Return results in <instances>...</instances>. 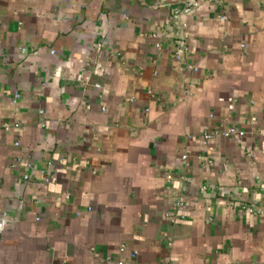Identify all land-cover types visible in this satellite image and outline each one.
Returning a JSON list of instances; mask_svg holds the SVG:
<instances>
[{"label":"crops","instance_id":"0c3cea01","mask_svg":"<svg viewBox=\"0 0 264 264\" xmlns=\"http://www.w3.org/2000/svg\"><path fill=\"white\" fill-rule=\"evenodd\" d=\"M195 1L0 0V264H264V0Z\"/></svg>","mask_w":264,"mask_h":264},{"label":"built area","instance_id":"2783aa9c","mask_svg":"<svg viewBox=\"0 0 264 264\" xmlns=\"http://www.w3.org/2000/svg\"><path fill=\"white\" fill-rule=\"evenodd\" d=\"M186 5L189 6V7H196L197 6V2L195 0H187L186 2ZM157 47H159L157 45ZM176 58L179 59V55H176ZM191 68V67H189ZM96 88H99V85H95ZM17 99H18V95L15 93L14 96H13V100H12V103L15 104L17 102ZM41 113V112H40ZM14 126H17V124H15ZM8 128V125H4V129H7ZM224 136H233V137H237L238 139L241 138L244 134L243 131H239L238 129L236 128H228L226 130V132L224 131L222 133ZM208 136L206 135L205 138H207ZM19 143L16 141L14 142V146H18ZM183 159L186 158V156L184 155L182 157ZM20 159L19 157L17 158V162H19ZM41 174H43L44 176V180L45 182H49L50 180V177H51V174L52 173H58V169L57 168H53L50 164V162L47 163V168L45 170H41L40 171ZM27 175H24L23 179H27ZM249 211L252 212L253 211V208L252 207H249ZM3 215H5L3 213ZM2 228H3V221L0 220V233L2 231ZM123 247L120 248L121 251H123ZM137 252L135 251H131L130 254H129V260H126V261H116V264H141L140 262L137 261Z\"/></svg>","mask_w":264,"mask_h":264}]
</instances>
